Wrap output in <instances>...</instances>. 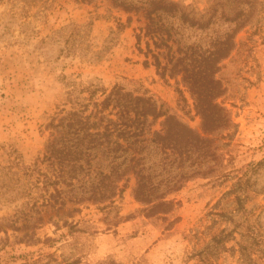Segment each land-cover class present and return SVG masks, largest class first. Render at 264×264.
I'll use <instances>...</instances> for the list:
<instances>
[{
  "label": "rangeland",
  "instance_id": "rangeland-1",
  "mask_svg": "<svg viewBox=\"0 0 264 264\" xmlns=\"http://www.w3.org/2000/svg\"><path fill=\"white\" fill-rule=\"evenodd\" d=\"M149 1L0 0V264H256L264 256V0H174L203 27L182 24L177 12L149 23ZM233 10L242 13L236 20ZM199 65L207 75L195 80L216 85L207 97L225 117L196 110L182 70ZM114 86L162 102L208 141L174 162L149 148L156 180L179 185L168 205L135 198L132 175L110 202H77L81 189L57 184L59 167L45 159L59 110L101 101Z\"/></svg>",
  "mask_w": 264,
  "mask_h": 264
},
{
  "label": "trees",
  "instance_id": "trees-1",
  "mask_svg": "<svg viewBox=\"0 0 264 264\" xmlns=\"http://www.w3.org/2000/svg\"><path fill=\"white\" fill-rule=\"evenodd\" d=\"M223 1L233 5L245 2L216 0V3ZM149 4L150 8L146 11L149 23H153L155 17L161 14L177 12L182 24L189 27L204 26L202 16L195 18L185 6L174 0H150ZM239 12L240 10H233V16L228 18L236 20L242 14ZM158 31L159 29L154 32ZM158 38L166 46L160 35ZM189 49L187 47L184 50ZM184 67L182 71L186 83L194 95L195 108L202 118L210 113L225 117L224 108L207 97L208 93L216 91V85L207 87L196 81L202 75H207L200 70V65ZM89 103L92 109L87 113ZM89 103L74 102L69 110L60 109L47 125L54 134L46 144L45 159L51 165L59 167L55 173L59 181L57 184L65 183L72 192L76 187L80 188L82 191L75 194L77 202L88 200L106 203L124 190L132 175L135 179V198L146 204L168 205L166 196L178 190L179 185L176 180H172L174 178L167 179L166 182L156 180L154 168L158 160L154 158L148 164L149 148L153 146L155 151H159L163 155L162 160L171 157L174 162L183 153L187 155L196 142L205 144L208 141L198 138L162 102L145 94L134 95L121 86H114L103 100ZM160 119L162 120L159 121ZM156 125L158 129H154ZM157 155L158 153L155 157ZM108 156L111 167L106 174L102 169V160H106ZM93 163L100 168L95 175H91ZM246 263L255 264L250 257ZM256 264H264V256Z\"/></svg>",
  "mask_w": 264,
  "mask_h": 264
}]
</instances>
